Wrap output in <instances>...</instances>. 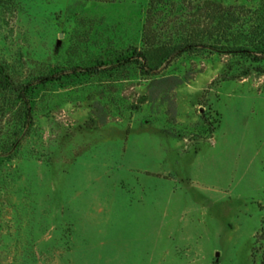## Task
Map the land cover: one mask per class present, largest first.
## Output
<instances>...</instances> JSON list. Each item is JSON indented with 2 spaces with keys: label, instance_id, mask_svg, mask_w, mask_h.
Masks as SVG:
<instances>
[{
  "label": "rangeland",
  "instance_id": "obj_1",
  "mask_svg": "<svg viewBox=\"0 0 264 264\" xmlns=\"http://www.w3.org/2000/svg\"><path fill=\"white\" fill-rule=\"evenodd\" d=\"M0 64V264H264V0H0Z\"/></svg>",
  "mask_w": 264,
  "mask_h": 264
},
{
  "label": "trees",
  "instance_id": "obj_2",
  "mask_svg": "<svg viewBox=\"0 0 264 264\" xmlns=\"http://www.w3.org/2000/svg\"><path fill=\"white\" fill-rule=\"evenodd\" d=\"M130 59L135 60L140 68L143 71L152 72L153 70L147 69L145 61L147 60V56L144 52L139 51L137 49H132L125 54L115 58L113 64L123 65L125 62L129 61ZM107 62H99L97 63V67L88 68L85 70H79L77 68L73 69L72 74H62L57 75L55 77H48L45 79V83H53L57 81H62L65 79V77H81V76H93L94 74L98 73V69L100 67H106ZM43 83V85L45 84ZM39 90L38 87L34 85H21L16 86L9 75L6 73L5 68L0 64V93H8V92H15L18 94V99L22 100L25 106L27 107L26 112V120L29 119L30 116V107L32 108V105L34 103L35 95H37V91ZM263 263H264V257H263Z\"/></svg>",
  "mask_w": 264,
  "mask_h": 264
}]
</instances>
